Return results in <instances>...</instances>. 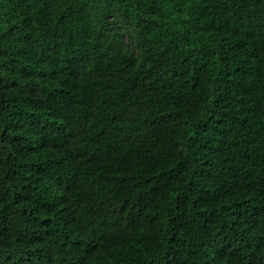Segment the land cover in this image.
Listing matches in <instances>:
<instances>
[{"label": "trees", "instance_id": "obj_1", "mask_svg": "<svg viewBox=\"0 0 264 264\" xmlns=\"http://www.w3.org/2000/svg\"><path fill=\"white\" fill-rule=\"evenodd\" d=\"M0 264H264V0H0Z\"/></svg>", "mask_w": 264, "mask_h": 264}]
</instances>
